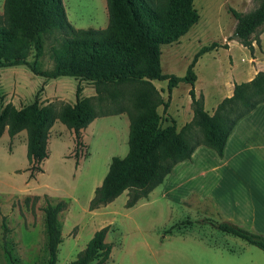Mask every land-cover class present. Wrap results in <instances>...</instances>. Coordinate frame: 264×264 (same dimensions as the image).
I'll list each match as a JSON object with an SVG mask.
<instances>
[{"label":"rangeland","instance_id":"1","mask_svg":"<svg viewBox=\"0 0 264 264\" xmlns=\"http://www.w3.org/2000/svg\"><path fill=\"white\" fill-rule=\"evenodd\" d=\"M63 1L67 17L75 27L107 25L106 0ZM2 4L0 0V10ZM258 4L259 0H193L199 19L179 40L161 45L162 70L183 75L195 52L202 45L216 41V50L200 55L194 66L198 75L194 88L206 93L209 108L224 95L225 80L239 77L242 66L249 64L252 73L264 70V25L255 33L260 43L253 41L251 52L233 37L236 19L228 10L231 6L247 12ZM58 35L60 33L54 31L44 36V49L39 58L42 68L53 65L51 45L56 43ZM28 58L32 60L33 53ZM233 63L234 71L231 70ZM44 78L24 64L0 67V101L17 107L26 105L33 100ZM60 78L50 79L46 91V99H51L48 103L56 107L73 101L77 84L73 76ZM153 82L166 100L167 80L154 79ZM230 82L228 79L227 85ZM84 86L85 95L94 88L89 80H84ZM189 88L188 83L180 82L172 88L168 106H158L164 125L174 119L179 130L191 120ZM42 97L41 94L40 99ZM94 103L98 109L96 100ZM112 107L114 104L108 102L103 110ZM121 113L129 120L125 111ZM124 119L117 114L97 117L83 130L79 145L71 128L57 120L50 131L48 156L39 163L42 171L35 170L33 176L28 169L31 163L26 153V130L12 138L8 133L0 137V264H47L44 207L59 200L66 206L58 214L62 241L56 264H67L74 259L93 232L105 224H109L105 239L111 243V252L101 264H264V249L230 233H224V243L215 244L216 234L209 225L202 223L193 231L175 225L169 230L176 222H184L186 216L196 218L195 211L175 199L170 202L161 195L149 203L147 199L152 197L149 196L126 206L125 190L106 206L89 209L94 189L101 183L111 157L124 156L128 151L129 124L124 127ZM196 132L199 137L198 128ZM168 175L153 192L161 189ZM178 191L174 189L172 193L179 196ZM204 205L211 214L201 213V217L215 222L213 201L207 199ZM196 233L210 243H205Z\"/></svg>","mask_w":264,"mask_h":264},{"label":"trees","instance_id":"2","mask_svg":"<svg viewBox=\"0 0 264 264\" xmlns=\"http://www.w3.org/2000/svg\"><path fill=\"white\" fill-rule=\"evenodd\" d=\"M106 6L108 23L102 28L75 27L67 17L63 0H3L0 10V67L24 64L46 79L73 76L89 80L95 90V95H82L83 87L78 81L75 102L60 107L41 103L43 84L33 100L21 107L0 101V136L5 130L10 137L26 130L32 176L35 170L42 171L39 163L48 156L50 128L56 120L73 130L79 145L81 129L96 116L123 111L128 115V151L124 156L111 157L101 183L94 189L89 209L106 205L125 190V205H133L161 183L177 162L190 158L199 144L222 156L237 120L264 101V70H258L250 80L234 82L232 94L224 96L213 113L204 108L203 95L195 93L194 66L200 55L216 48V41L195 52L183 75L162 70L161 45L177 41L199 19L193 0H106ZM228 10L236 19L233 37L252 52L253 41L260 43L255 33L264 25V0L247 12L231 6ZM54 31L60 35L51 45L53 65L42 68L39 58L44 36ZM32 53L33 59L29 60ZM152 79L167 80L166 100ZM180 82L190 84L193 116L178 130L174 119L171 124H163L158 106H168L172 88ZM108 102L114 108L104 111ZM65 206L59 200L44 207L47 264L57 261L62 241L58 214ZM217 226L264 249L262 234L228 221H219ZM108 229L109 224L96 229L67 264L103 263L111 252V243L105 240Z\"/></svg>","mask_w":264,"mask_h":264},{"label":"crops","instance_id":"3","mask_svg":"<svg viewBox=\"0 0 264 264\" xmlns=\"http://www.w3.org/2000/svg\"><path fill=\"white\" fill-rule=\"evenodd\" d=\"M233 68H236L234 63L231 66L232 71H234ZM255 73L256 70L252 73V69L249 64L242 66L239 77L228 78L231 80L228 85L226 83L228 79L225 80L224 86L226 90L220 100L224 96L232 94L234 82L250 80ZM60 77L62 76L56 78H59L58 80H60ZM50 79L55 78H44L42 80L44 89L42 92L43 97L40 101L43 104L48 103L51 100L46 99V91ZM76 80L77 82L79 81L83 87L81 91L82 95L87 96L94 93V88H92L89 90V94L85 95L86 86H84V80L77 78ZM153 80L154 79H152V81ZM195 93L196 95H199L200 93L203 95L204 108L209 113H213L220 100H215L208 108L206 106V93L196 89ZM75 100L76 96L73 101L69 103H74ZM117 115L124 116L125 119L124 121L122 120L124 127L129 124V120L126 119L127 117H125L123 113H117ZM191 115L193 116V114ZM104 116L106 115L96 116L91 122H93L97 117ZM91 122L81 129V136L83 134V130L89 126ZM51 129L52 127L50 128V131ZM93 130L94 128H92L91 131ZM72 132L73 130L71 129V133ZM5 133H7V130H5L1 136ZM210 171L214 173L210 174ZM168 174L166 182L163 183V186L159 191H154V193V187L148 193L146 197H152L147 199V202L151 203L153 200H158L162 195L167 201L175 199L176 201L181 202L190 211L193 210L196 213L195 219L190 216H186L183 219L184 222L181 224H176L179 221L176 222L170 226L169 230L173 229V227L177 225L175 227H183L184 229L193 231L197 227L200 228V225L203 223L204 225H209V227H212L211 229L214 230V233L216 234L214 243L221 244L225 241L223 239L224 233L230 232L220 229L217 226V221H228L229 223L238 225L252 232L264 235V101L259 102L250 112L237 120L227 137L222 156H220L215 149L204 144H199L193 150L190 158L177 162ZM192 180L196 181L193 182ZM174 189L179 190V196H175V194L172 193ZM152 192L153 194L151 195ZM146 197L139 198L133 205ZM207 199L211 202L213 201L215 205V207H213L217 214L215 222L210 223L205 217H201L202 214H211L208 212L209 208L207 210L204 205ZM94 209L97 210L98 207ZM230 234L237 236L233 233ZM196 235L199 236V238L205 243H210L203 235H198V233H196ZM245 241L248 242L247 240Z\"/></svg>","mask_w":264,"mask_h":264}]
</instances>
